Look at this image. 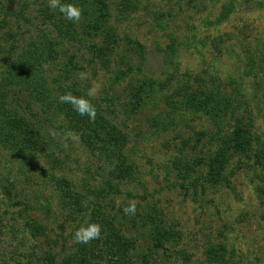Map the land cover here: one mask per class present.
<instances>
[{
	"label": "rangeland",
	"instance_id": "rangeland-1",
	"mask_svg": "<svg viewBox=\"0 0 264 264\" xmlns=\"http://www.w3.org/2000/svg\"><path fill=\"white\" fill-rule=\"evenodd\" d=\"M103 1L107 14L98 26L95 0H61L81 7L76 23L51 10L48 0H0V79L30 50L44 53L51 100L68 89L79 97L95 85L92 102L127 135L125 154L134 169V179L120 183V192H108L109 168L100 149L105 133L99 130L82 142L67 129L57 103L45 106L19 89L12 91L10 101L20 102L21 114L29 116L34 106L50 125L36 129L35 153L25 160L0 145V264H61L81 251L83 264H217L212 249L226 264H264V98L257 101L254 77H245L249 52L264 50V0H135L128 12L122 0ZM231 6L229 17L220 21ZM105 30L114 33L111 45ZM108 46L113 51H100ZM176 67L187 78L233 79L239 87L227 92L243 91L236 98L241 111L229 124L240 123L251 144L224 152L226 164L216 161L220 148L202 135L215 133V123L205 110L188 109L191 83L176 94L184 82L174 80L165 91L177 110L163 99L153 100L154 105L141 93L145 81H165ZM118 71L128 74L115 83ZM81 73L87 79L81 80ZM137 94L144 97L140 106ZM247 118L255 121L252 129ZM157 119L168 123L166 131L152 128ZM184 164L181 175L174 166ZM58 178L70 181L79 194L81 208L73 216L63 207ZM131 203L135 214L124 215ZM154 208L153 221L168 233L163 242L145 223ZM104 218L113 223L112 234L120 229L125 238L120 246L128 248L125 261L108 254V231L88 244L74 241L78 228L100 225Z\"/></svg>",
	"mask_w": 264,
	"mask_h": 264
},
{
	"label": "trees",
	"instance_id": "trees-1",
	"mask_svg": "<svg viewBox=\"0 0 264 264\" xmlns=\"http://www.w3.org/2000/svg\"><path fill=\"white\" fill-rule=\"evenodd\" d=\"M72 1V0H67ZM98 2V9L100 14L96 16V21L98 26L102 25V17L107 14V4L103 0H95ZM135 0H122L121 5L125 12L132 10L135 5ZM234 5V4H233ZM233 10L232 6L225 9L223 15L219 19L220 21L225 20L229 17V14ZM85 25V24H84ZM95 34H98L94 32ZM105 40L108 45H111L114 39V33L109 30L104 31ZM69 38V37H67ZM262 46H264V39L262 41ZM143 47L141 46V49ZM218 48V46H215ZM171 49H173L171 47ZM106 54L113 51L112 46H108L106 49H101ZM97 52V51H96ZM174 52V49L172 50ZM100 53V52H99ZM102 56L104 53H100ZM105 54V56H106ZM44 53L41 51H27L17 61L13 62L4 72L3 77L0 79V145L3 148H9L13 150L17 158L25 160L27 157H32L34 155L35 140L34 137L36 129L39 131H44L45 125H50V120L47 118H40L38 114H35L34 106H30L28 110L31 111L29 116L21 114L19 107H21L20 102L12 103L10 101L11 92L19 89L21 92L27 93L32 100L37 99L43 103V105H51L57 103L56 107L58 109V114L62 116L63 120L67 122V129L72 133L79 135L82 142L90 140L94 135H97L98 131H102L106 135V141L102 142L101 151L102 156L105 158V162L108 165L110 179L108 181V192H120L119 184L123 181L132 180L134 169L130 163H128V157L125 154L126 148L129 143V139L126 134L120 131L116 125L113 123L112 119H109L104 111L100 110L99 105H95L97 110L96 118L94 121H89L86 116H79L73 110L70 104H62L59 102V97L66 92H71L74 96H77L74 89L68 91H62L61 95L56 97V99L51 100L48 94H51L50 89L47 88V76L46 73L42 71ZM142 60L145 61V53L141 56ZM247 59L249 64L245 73V77H254V83L256 85L255 98L259 97L257 101L264 98V84L262 79L264 78V50L256 49L250 51ZM178 68H175V72L172 73L165 81L158 82L149 79L143 83L141 87V93L145 95V98L156 105L163 99L169 107L177 110L178 103L165 96V91L168 86L171 85L172 81L184 82L176 90L177 92H182L185 89V85L189 86L191 93L188 98V109L191 108H201L205 110L208 120L213 122L217 130L215 133H203V138H206L211 144H214L220 148L219 156L216 161L219 163H224L221 160L224 157V152L230 150L243 151L248 148L251 144V135L246 132L244 127L237 123L235 126L229 124V118H234V116L240 112V108L236 106V101L238 96H241L242 90L240 88H232L231 93L227 90L234 84L238 86L233 79L228 82H222L219 78L215 76H210L208 79L204 76H196L195 78L188 77V75H178ZM114 74L115 83H117L121 78L127 76V72L118 71ZM184 78V79H181ZM181 79V81H179ZM253 79V78H252ZM191 80L196 84L193 85ZM196 86V87H194ZM194 88V89H193ZM147 90V91H146ZM138 105H142L144 102V97L141 94L136 95ZM180 96V94L178 95ZM143 97V98H142ZM48 99V100H47ZM158 100V102H153V100ZM181 106L185 107V99H181ZM55 102V103H54ZM36 103V102H35ZM39 104V103H38ZM151 104V103H150ZM40 104V107L43 106ZM249 106V102L246 100L243 104ZM193 106V107H192ZM247 109V107H246ZM20 111V112H19ZM26 112V110H24ZM36 112V111H35ZM33 119V120H32ZM247 126L249 129L254 127L255 121L252 118H247ZM168 123L161 120H154L152 123V128L155 131H166ZM231 126V127H230ZM232 134H228L224 131L233 130ZM34 147V148H33ZM175 163H182V161H177ZM226 164V163H224ZM176 171L181 175H185V164L174 166ZM183 175V176H184ZM220 177V174H218ZM54 177V176H53ZM185 178V177H184ZM186 180V179H185ZM185 180H183L185 182ZM117 182V185L113 183ZM207 182L211 183L208 179ZM57 188L60 190L61 195L64 196L63 207L69 211L73 216L78 208H81V202H79V194L74 190L73 185L70 181L66 179L58 178L56 181ZM194 186H196L194 184ZM156 209L153 212L147 214L145 217V223H151L153 229L151 231V236H155L157 241L163 242L168 240V233L162 232L159 229V224H156L153 220L155 218ZM81 212L79 211L78 214ZM104 213H99V216ZM154 222V223H153ZM101 227V233L108 231L107 242L109 244L108 254L117 257H121L124 261L128 258V248L124 244V237L120 236V229L112 234L111 227L113 223L108 220V218L101 219L99 221ZM156 226L157 228H155ZM210 253L214 256L212 262L226 264L224 257H217L215 250H211ZM84 253L81 251L79 254H71L69 257L64 259L61 264H83L81 259L84 258ZM86 258V257H85ZM87 264V263H86ZM111 264H123L120 260H115Z\"/></svg>",
	"mask_w": 264,
	"mask_h": 264
},
{
	"label": "clouds",
	"instance_id": "clouds-1",
	"mask_svg": "<svg viewBox=\"0 0 264 264\" xmlns=\"http://www.w3.org/2000/svg\"><path fill=\"white\" fill-rule=\"evenodd\" d=\"M48 6L51 10L58 11L61 16L70 22H79L82 18V9L75 2H61V0H48ZM80 79H87L86 73L80 74ZM97 94L95 85L88 88L84 95L79 97L74 96L71 92H66L59 97V102L62 104H70L72 110L79 116L88 117L89 121H94L96 118L97 110L92 103V98ZM136 206L134 203L123 209L124 215H134ZM87 223V222H86ZM101 227L95 223H87V226H81L74 233V241L79 244H88L91 240L100 238Z\"/></svg>",
	"mask_w": 264,
	"mask_h": 264
}]
</instances>
